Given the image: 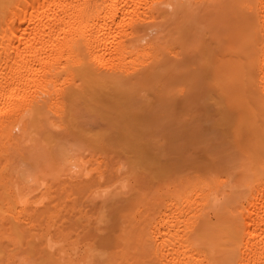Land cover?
Listing matches in <instances>:
<instances>
[{
    "label": "bare ground",
    "instance_id": "6f19581e",
    "mask_svg": "<svg viewBox=\"0 0 264 264\" xmlns=\"http://www.w3.org/2000/svg\"><path fill=\"white\" fill-rule=\"evenodd\" d=\"M222 52L233 58L224 62ZM149 88L166 114L179 104L192 127L205 126L210 145L234 124L230 108L243 103L250 118H234L251 125V148L244 144L239 154L230 145L208 168L210 179L165 184L143 207L120 202L130 230L119 234L123 249L110 264H264V0H0V250L3 242L21 249L37 239L59 264H92L103 255L94 243L110 234L93 223L119 200L121 191L106 187L118 178L102 156L89 167L69 141L90 140L86 134L100 128L103 93L144 119L156 107L144 94ZM24 145L39 169L58 154L66 200L47 198L43 183L17 165ZM85 188L101 197L95 220L90 207L77 208ZM61 203L69 211L59 222ZM66 223L87 239L73 251L52 243L56 235L67 239Z\"/></svg>",
    "mask_w": 264,
    "mask_h": 264
},
{
    "label": "rangeland",
    "instance_id": "374dc122",
    "mask_svg": "<svg viewBox=\"0 0 264 264\" xmlns=\"http://www.w3.org/2000/svg\"><path fill=\"white\" fill-rule=\"evenodd\" d=\"M189 56L190 55L187 54L188 58ZM220 56H222L220 57V59H224V62H229V60L233 58V55L228 52H222ZM219 68L224 71V67L219 66ZM223 74L225 73L221 72V75ZM223 76L225 77L226 75ZM230 76L231 75L225 78H222L220 76L221 83L228 84V86L230 83L232 84L234 81L232 82L233 79ZM216 79L217 77L214 76L209 78L211 82H215ZM206 82L208 83V81ZM239 92L240 91H238V93ZM144 94L148 95L149 99L152 101V105L156 106L149 111V114L144 119H140L139 117L135 118L127 111L125 112L124 109H121V107H117L120 105L109 93L101 94V96L98 97V104H100V108L102 107V109H100L101 111H99L100 113L98 112V116L96 117L98 121L97 123L98 125H100V128H94L92 132L86 134V137L90 138V140H87L85 142L82 140L69 141V144L73 147L72 153L75 156L81 155L82 159L87 161V165L89 167L96 166L95 158L99 156L104 157L110 171L112 172V175H114L113 179L114 177L118 178V180H116L113 184L106 187H109V189L111 188L114 191H121L118 196L119 200L116 199L117 201L115 202L114 199H112L111 201H113L114 203L109 200L111 202V204H109L110 206L108 205L109 202L106 204L108 206L106 207V210L108 208V211H105L107 214L105 215L103 220H101L99 223H93V225H96L97 227L99 226V228L101 227V230L97 227H94L95 230L97 229L98 233L101 234V231L104 233L103 235L109 233L110 235H108L110 237L105 235L103 237L105 238L107 236L105 240L100 241L101 239H103L101 237L102 234L99 235L97 233L100 236L98 237V239H100L99 241H95L93 252H96V256L97 252H99L98 254L103 255H98V258L99 256H101L99 260L98 258L96 260L95 257L92 258V264H94L95 262V264H102L103 262L104 264H110L116 257L120 255L119 250L121 248V240L119 238L122 237H120L119 234L123 236L127 230H130V226L128 224L129 217L121 215L119 216L121 211L120 207L118 206H120L122 202L124 204L128 202H140L141 207H143L145 205L144 202L148 198H151L160 191L164 190L165 184H175L180 179H188L191 181L208 179L210 175V173H208V168L212 166L213 161L222 159L225 153H227L226 148L229 149L230 145L233 146V149L236 146V149L242 148L244 150L247 149L245 148L246 145L247 147L251 148V143L250 145L248 143L251 141L246 140L249 136L252 135L251 125H248L246 121H244V123H246L245 125L242 122L243 118L245 119L246 116L248 118L250 117L246 112H244L243 109H246V107H244L245 105L243 103V106L238 104V107H242V110L240 107V109H237V106L235 107V110L237 109L238 111L233 110L234 108L232 109V107L234 106L230 108V112H233L231 114L235 118L237 117L235 115L236 112H239L241 114L240 115L239 113H236L240 115L241 118L243 116L241 120V126L239 124L237 125L235 118L232 117V119H234L235 121L232 120L234 124H231L235 126L232 127L233 125H224L226 127L222 128V133L225 129L226 131L220 135V139L223 138V145L218 146L220 145V139L215 140V142L210 145L209 140H206L204 138L206 127H192L190 125L191 119L193 118L192 114L186 110H183L179 104L176 107H172L170 112L166 114L167 110L165 109V106H162L160 104L159 99L156 100L154 89H146L144 90ZM239 94L238 96H240ZM238 96L236 95V97ZM239 117H237V119ZM241 118H239V121ZM242 125H244L245 127H243ZM231 127L232 130H229L228 128ZM237 129L240 130V138L238 137L237 133H239V130ZM227 131H229V133L231 132V134H229ZM235 134L236 138L238 137V139L235 138L237 145H234V140L232 142V139H229V137L231 138V136L235 137ZM246 134L248 135V137ZM222 135L223 137H221ZM229 141H231V144ZM246 141L248 144L246 143ZM89 142H91L90 145L94 149L90 145H88ZM244 144L246 145L244 146ZM31 147L32 146L29 145L23 146L24 157H18L16 159L17 165L19 163L24 164L21 167H27L29 173L33 175L34 178H36V183H43L42 189L45 191L47 198L52 200L55 197V200L53 202H62L66 200V194L71 191L70 189L60 190L61 185L67 184L62 182V179L66 177V174H64L65 166H63V164L59 160L58 154L57 157H55V160L52 157L50 165H44L39 169V167L33 163L34 151H31ZM222 148L224 150L223 153H221L223 151ZM163 149L165 150V152H163ZM237 150L239 154L240 151H243L241 149ZM159 151H161V154L158 153ZM28 161L30 162V164L27 165V163H29ZM118 167H120L119 171L114 173V170ZM128 177H132L131 180L133 181L127 179ZM136 178H139L140 183H135ZM128 180L130 183L128 182ZM161 185L162 189L157 190V188H159ZM86 189L87 188L83 190V194H81V196L80 194L78 195L77 203L80 206L77 205V208H83L84 206H86L87 208L90 207L91 210H88L86 207L84 208L89 211V214L91 215L93 220H95V217L100 209H98L96 212V204L94 205V203H97V201H99L101 197L99 196L98 192H93V194H90V196H88L89 194ZM90 190L91 189L89 188V193ZM63 204L64 203H61L60 206L61 219L59 220V222L63 221L64 218L66 219L67 211H69V209L64 207ZM110 227H113L112 230H109L111 229ZM64 228L65 232L69 234L67 239L59 240L60 236L57 235L52 237L54 238L52 243L57 249L65 247L68 251H73V247L75 245H80V247H82L83 243L87 241V239L83 237V232L78 235L76 234L80 228L76 231L72 229L71 226L68 227V223L64 225ZM91 229L92 231H94H91V233H93L95 237L94 233L96 232L95 230H93V226H91ZM122 229H125L126 231L123 232L124 230ZM90 238L92 237L90 236ZM1 245L3 247V250H0V264H22L20 263L19 258L23 255L24 257L25 255L27 256L28 264H59L60 260H62L59 259L58 255H51V252L42 249V246L39 244L37 239L23 245L21 249H17L18 246L7 244L6 242H3V244Z\"/></svg>",
    "mask_w": 264,
    "mask_h": 264
}]
</instances>
